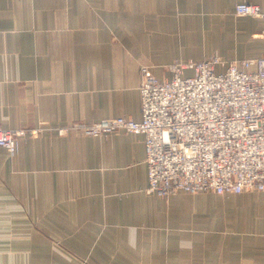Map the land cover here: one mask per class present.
Segmentation results:
<instances>
[{
	"label": "crops",
	"instance_id": "1",
	"mask_svg": "<svg viewBox=\"0 0 264 264\" xmlns=\"http://www.w3.org/2000/svg\"><path fill=\"white\" fill-rule=\"evenodd\" d=\"M264 0H0V264H264V192H148L144 135L55 128L140 120L141 66L264 54ZM223 67V66H220Z\"/></svg>",
	"mask_w": 264,
	"mask_h": 264
},
{
	"label": "built area",
	"instance_id": "2",
	"mask_svg": "<svg viewBox=\"0 0 264 264\" xmlns=\"http://www.w3.org/2000/svg\"><path fill=\"white\" fill-rule=\"evenodd\" d=\"M235 13L264 18L256 3L240 2ZM166 69L170 75L159 77L142 68L140 120L116 116L55 129L143 134L147 190L159 196L264 192V55L230 62L213 55ZM42 129L0 126V147L14 155L23 136Z\"/></svg>",
	"mask_w": 264,
	"mask_h": 264
},
{
	"label": "rangeland",
	"instance_id": "3",
	"mask_svg": "<svg viewBox=\"0 0 264 264\" xmlns=\"http://www.w3.org/2000/svg\"><path fill=\"white\" fill-rule=\"evenodd\" d=\"M264 55V54H263ZM222 58V57H221ZM191 59H193V58H191ZM223 59V58H222ZM188 60H190V59H188ZM188 60H186V61H188ZM194 60H201V59H194ZM176 61H180V62H186V61H181V60H175V61H173V62H171V63H169V64H166L165 66H164V70H165V72H168L169 73V71L166 69V67L167 66H169L170 64H172V63H174V62H176ZM143 67H149L151 70H152V68H151V66H149V65H142L141 66V68H140V70H142V68ZM153 72V71H152ZM154 73V72H153ZM155 74V73H154ZM155 75H157V74H155ZM170 75V73L168 74V75H164V76H169ZM158 76V75H157ZM164 76H162V77H164ZM141 77H142V74H141ZM160 77V76H159ZM142 80V79H141ZM141 92V91H140ZM113 117H116V116H113ZM105 118H107V117H105ZM101 120V119H100ZM99 121V120H98ZM97 122V121H96ZM76 123V122H75ZM85 123H88V122H85ZM91 123H93V122H91ZM72 124H74V123H72ZM72 124H70V125H72ZM70 125H67V126H70ZM41 128H43L44 129V125H42V126H40ZM60 127H66V126H60ZM42 129V130H43ZM57 131V130H56ZM81 131V130H80ZM40 132V131H39ZM38 132V133H39ZM70 131H68V132H66V133H69ZM83 132V131H82ZM65 132L63 133V134H66ZM84 133V132H83ZM86 134V133H85ZM88 135V134H87ZM92 136H94V135H92ZM102 136H107V135H102ZM100 137V136H99Z\"/></svg>",
	"mask_w": 264,
	"mask_h": 264
}]
</instances>
